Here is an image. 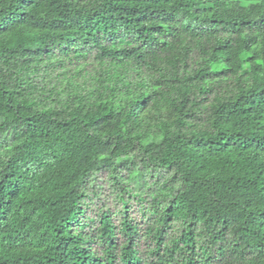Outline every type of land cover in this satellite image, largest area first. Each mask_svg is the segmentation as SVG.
I'll list each match as a JSON object with an SVG mask.
<instances>
[{
    "label": "clouds",
    "instance_id": "1",
    "mask_svg": "<svg viewBox=\"0 0 264 264\" xmlns=\"http://www.w3.org/2000/svg\"><path fill=\"white\" fill-rule=\"evenodd\" d=\"M62 3L72 23L78 18L76 10L86 15L103 8L107 0ZM179 3L161 4L176 9V21L165 24L157 41L171 29L186 40V24L200 23L192 12L196 7L210 5L223 21H217L218 27L206 22L205 30L230 32L243 20L264 16V0H183L185 6L177 7ZM64 19L46 5L33 11L17 31L35 32L41 39L18 44L8 42L9 33L0 24V168L26 149L38 164L63 161L50 220L52 227L72 237L66 255L75 257L84 249L96 258L93 264H264V181L255 182L264 171V151L248 149L240 160L244 144L234 133L250 129L229 117V93L179 111L181 98L163 94L168 78L178 77L175 68L162 63L137 67V56L146 46L134 29L122 30L112 43L101 41L87 60L86 52L41 55L82 43L64 39L83 35L61 25ZM168 43L166 52L172 50V40ZM100 48L110 55L96 61ZM175 52L182 55L179 43ZM150 53L142 60L151 61ZM112 58L122 60L119 67L127 69L115 93L110 81L107 89L100 83ZM157 80L163 82L160 88L153 86ZM125 85L132 96L113 102L111 115H106L102 98L122 93ZM189 109L195 116L185 118ZM25 116L41 124L39 131L33 128L35 136L25 129ZM14 131L26 134L12 142ZM45 131L48 135L42 136ZM233 152L238 153L235 163ZM36 171L33 165L32 173ZM58 242L52 233L49 244Z\"/></svg>",
    "mask_w": 264,
    "mask_h": 264
},
{
    "label": "trees",
    "instance_id": "2",
    "mask_svg": "<svg viewBox=\"0 0 264 264\" xmlns=\"http://www.w3.org/2000/svg\"><path fill=\"white\" fill-rule=\"evenodd\" d=\"M168 2L169 0H107L103 8L88 11L86 15L82 10H76L78 18H73L74 22L69 23L66 5L62 0H0V24L4 25L3 31L9 33L7 40L10 43L39 40L41 37L38 33L17 29L33 11L42 10L46 5L49 10H57V15L65 16L60 22L61 25L67 24L68 30L75 29L83 35L64 38L68 41L82 40V43L68 46L60 53L49 50L41 55L86 52L88 55L83 57L85 60L92 58V52L99 48L101 41L112 43L122 30L134 29L136 38L141 41V45L146 46L145 51L137 56V67H151L152 63H162L175 68L178 77L168 78L169 86L163 94L181 98L182 106L179 111L184 112L189 104L195 109L201 101L208 103L216 99L220 92H227L231 101L229 117L237 118L245 129H250L234 133L244 144V148L239 150L240 160L243 161L242 154L248 149L253 152L264 151V124H260L264 114V16L254 21L243 20L230 32H221L217 30V21H223L212 14L211 6L196 7L192 12L194 19L200 23L194 25L189 21L186 24V40H181L175 29H171L163 41H157L156 34L163 32L165 24L171 26L176 21V9L169 10L161 6L162 3ZM184 6L183 0H180L177 7ZM206 22L217 27L205 30ZM245 25L248 27H244ZM169 39L172 40V50L166 52L165 50L169 49ZM153 43L160 44L161 47L153 48ZM177 43L182 46V55L175 52ZM141 45H137L136 50ZM149 49L151 61L142 60ZM107 55H110L107 49L100 48L99 55L94 59L101 61ZM122 63L120 59H110V66L104 73L105 79L100 82L107 89L110 81L113 85L110 90L112 93H115L117 82L126 78L127 69L119 67ZM136 75L139 76L140 73L137 72ZM151 75V72L147 73V76ZM180 76L183 78L180 79ZM162 84V81H153L156 88H160ZM67 87L68 85H65V88ZM139 87H143V84ZM132 94L131 87L125 85L122 93L104 96V113L111 115V104L127 100ZM139 98L140 95L137 94V100ZM223 107L222 104L221 108ZM17 108L22 110V106ZM193 116L195 112L189 109L185 118ZM23 123L25 129L33 136L36 135L32 131L33 128L37 131L41 129V124L31 116H25ZM15 128L19 130L20 125H15ZM25 134L21 131L18 136L14 131L11 141L22 139ZM41 135L46 136L48 132H41ZM221 143L227 144V140ZM17 147L22 145L17 144ZM237 155V152L231 154L233 163ZM52 160L55 161L56 157L53 156ZM33 165L38 169L34 173ZM62 166L63 161L56 165L38 164L32 151L26 149L10 157L8 163L0 168V264H67L69 259L72 264H93V259L96 258L90 257V253L84 249L75 257L66 255L71 247L72 237L70 234L65 237L64 232L58 230L59 226L52 227L50 216L57 203L54 197L63 174ZM260 181H264V171L258 174L255 182ZM52 233H55L60 242L49 244ZM65 240L68 241L67 244L63 243Z\"/></svg>",
    "mask_w": 264,
    "mask_h": 264
}]
</instances>
